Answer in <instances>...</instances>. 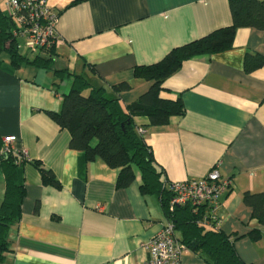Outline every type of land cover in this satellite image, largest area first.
Masks as SVG:
<instances>
[{"label":"crops","instance_id":"1","mask_svg":"<svg viewBox=\"0 0 264 264\" xmlns=\"http://www.w3.org/2000/svg\"><path fill=\"white\" fill-rule=\"evenodd\" d=\"M45 1L58 16L56 67H14L0 50V151L12 137L10 152L24 160L16 167L24 189L20 215L0 264H140L149 257L143 245L169 220L157 196L140 192L139 176L120 187L116 169L70 148L69 133L48 112H59L72 78L54 71L83 76L125 107L150 86L134 68L231 25L228 0ZM246 54H264V31L240 28L230 48L186 60L165 80L161 95L180 97L182 116L161 126L143 117L134 122L167 186L201 179L215 166L230 180L215 210L216 228L236 238L244 263L264 264V225L242 200L245 192H264V67L245 73ZM124 82L131 89L115 94L112 88ZM35 162L58 186L43 182ZM4 190L0 159V205ZM180 264L209 263L188 250Z\"/></svg>","mask_w":264,"mask_h":264},{"label":"trees","instance_id":"2","mask_svg":"<svg viewBox=\"0 0 264 264\" xmlns=\"http://www.w3.org/2000/svg\"><path fill=\"white\" fill-rule=\"evenodd\" d=\"M232 24L219 28L207 36L168 52L159 62L134 68V77L150 82L146 92L131 104L123 107L118 97L108 96L104 88L95 87L83 76L55 70L57 74H68L72 82L61 99L59 112H48L52 120L70 135V148L85 154L91 161L99 158L118 171L117 185L130 186L137 176L143 195L158 197L162 210L177 231L178 240L189 251L205 256L209 264H246L238 256L234 237L227 236L214 225L199 224L203 211L195 215L193 207L184 205L171 207L172 193L163 179V171L155 163L151 148L138 133L136 117L146 118L149 126L167 124L171 118L184 114L180 97H162L163 83L177 72L184 61L198 56L222 52L232 46L235 33L240 28L264 31V0H228ZM13 22L0 11V50L5 51L14 67L31 65L37 69L51 70L53 49L40 51L30 60L19 53V43L13 39ZM44 54V55H42ZM264 67V54H246L243 69L247 74ZM115 94L131 89L129 83L114 86ZM1 145V142H0ZM5 190L0 205V263L10 251V228L17 223L24 196L18 184L16 167L22 164L21 153L0 151ZM46 184L58 186L53 174L33 163ZM243 203L251 209V216L264 225V192H245ZM203 209V208H202ZM204 210V209H203ZM205 211V210H204ZM199 214V215H198ZM258 232L251 237L257 238Z\"/></svg>","mask_w":264,"mask_h":264},{"label":"built area","instance_id":"3","mask_svg":"<svg viewBox=\"0 0 264 264\" xmlns=\"http://www.w3.org/2000/svg\"><path fill=\"white\" fill-rule=\"evenodd\" d=\"M6 9L7 16L13 22L11 28L13 39L23 42L25 48L34 53L55 48L59 41L55 29L58 16L52 12L45 0H7ZM138 133L142 134L143 130L138 129ZM12 141V137L4 139L2 152L12 151L10 148ZM230 186V180L222 178L215 166L201 179L170 183L169 189L172 193L170 206L190 205L195 215L201 209L203 214L199 218V224L217 227L215 210L219 205V199ZM143 247L149 257L140 264H180L182 254L188 251L176 237L172 221H169Z\"/></svg>","mask_w":264,"mask_h":264},{"label":"rangeland","instance_id":"4","mask_svg":"<svg viewBox=\"0 0 264 264\" xmlns=\"http://www.w3.org/2000/svg\"><path fill=\"white\" fill-rule=\"evenodd\" d=\"M6 2H7V0H0V11L1 12H4V13L7 12ZM19 53L22 56H26L30 60H32L36 56V54L30 52L28 49L25 48L23 42L19 43ZM42 55H44V54H42ZM58 63H53V68H55Z\"/></svg>","mask_w":264,"mask_h":264}]
</instances>
